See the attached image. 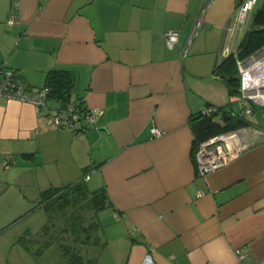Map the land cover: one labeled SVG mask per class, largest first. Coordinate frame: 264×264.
<instances>
[{
  "label": "crops",
  "instance_id": "obj_1",
  "mask_svg": "<svg viewBox=\"0 0 264 264\" xmlns=\"http://www.w3.org/2000/svg\"><path fill=\"white\" fill-rule=\"evenodd\" d=\"M13 3L18 19L8 23ZM202 3L0 0V62L16 80L34 90L49 70L69 71L71 98L103 110L95 125L70 131L0 96V264H70L67 249L81 256L75 264H264V106L246 126L255 142L197 171L192 116L237 105L212 73L230 49L237 1L216 10L211 2L191 37ZM164 31H178L175 47ZM82 180L106 201L90 213L87 243L81 224L60 211L48 218L40 201L42 190Z\"/></svg>",
  "mask_w": 264,
  "mask_h": 264
},
{
  "label": "built area",
  "instance_id": "obj_2",
  "mask_svg": "<svg viewBox=\"0 0 264 264\" xmlns=\"http://www.w3.org/2000/svg\"><path fill=\"white\" fill-rule=\"evenodd\" d=\"M236 1L234 36L230 49L227 50L226 54L236 52L237 44L234 45L235 33L238 30L245 31L251 13L255 5L259 2V0ZM211 2L212 0H203L200 12L193 26L191 37L202 26L204 21L203 13L210 6ZM18 13L19 4L13 3L8 12L7 22H15L18 19ZM162 35L168 48L175 47L178 44V31H164ZM186 55L187 47H182L180 49L181 58ZM236 66L240 92L236 100L238 108H228L227 110L231 115L245 117V115L252 113L253 106H264V45L260 46L245 58H236ZM48 90L46 86L29 90L16 80L13 69L7 67L3 62H0V96L6 99L28 102L34 106L36 111L44 110L47 122L53 126L76 131L78 129L77 125H80L82 121L87 125H95L103 112L101 108L86 109L83 106L80 107L77 101L48 106ZM214 111H218L215 105H206L202 108L203 114H211ZM150 131L154 136H159L162 133L156 126H152ZM256 139L257 134L255 130L250 127H241L223 131L201 140L194 154L198 173L203 175L224 166L242 150L247 148L250 143L255 142ZM9 162V159H3L2 165L8 167ZM84 177L87 179L88 174ZM235 253L238 259L241 260L243 250L236 248Z\"/></svg>",
  "mask_w": 264,
  "mask_h": 264
},
{
  "label": "trees",
  "instance_id": "obj_3",
  "mask_svg": "<svg viewBox=\"0 0 264 264\" xmlns=\"http://www.w3.org/2000/svg\"><path fill=\"white\" fill-rule=\"evenodd\" d=\"M257 4V8L252 11L247 27L236 45V52H230L222 57L212 70V73L225 83L229 95L236 97V100L240 94L236 58H245L264 45V0ZM73 85L74 76L69 71L53 69L46 73L44 86L49 89L47 96L58 100L60 104L76 101L71 98ZM78 105L82 106L80 102H78ZM216 107L218 111H214L211 114H203L202 110H200L192 116L191 126L194 133L195 148L201 140L214 134L248 125L245 117L229 114L226 107ZM40 201L44 202L43 208L48 214V218H52L53 214L59 211L68 213V216L76 221V225L81 224L83 226L82 241L87 243L94 240L95 235L91 233L93 223L90 216L88 217L90 220H87L82 210L84 208L87 210L91 209L90 213H92L105 204L103 188L90 191L82 180L66 187H49L42 190L40 192ZM67 253L71 256L70 264H75L81 258L73 250L67 249Z\"/></svg>",
  "mask_w": 264,
  "mask_h": 264
},
{
  "label": "rangeland",
  "instance_id": "obj_4",
  "mask_svg": "<svg viewBox=\"0 0 264 264\" xmlns=\"http://www.w3.org/2000/svg\"><path fill=\"white\" fill-rule=\"evenodd\" d=\"M232 1L233 0H212V3L213 4L211 3L212 4L211 10H216L217 7L218 8L223 7L224 9H226L227 7H230L231 6ZM260 1L261 0H259V3H260ZM257 6H258V4L255 5L254 10L257 8ZM231 17H234V14H231ZM243 32H244V30H243ZM243 32L240 31L238 33L237 40L242 36V33ZM221 40H222V34L220 35V38L218 40V49H219V46L221 44ZM237 40H235V41H237ZM232 108L233 109H237L238 108V105H235L234 104V105H232ZM245 118H246L248 124L251 125L252 121L256 118V114H255V112H253L251 114H247V115H245ZM90 211H91V209L90 210L89 209L87 210L86 208H84V210H82V212H84L87 220H90V219H88V217L90 216Z\"/></svg>",
  "mask_w": 264,
  "mask_h": 264
}]
</instances>
